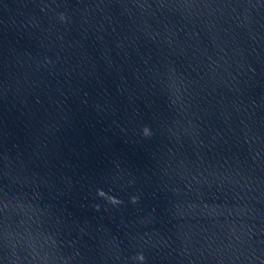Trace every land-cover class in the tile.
<instances>
[{"label": "water", "instance_id": "water-1", "mask_svg": "<svg viewBox=\"0 0 264 264\" xmlns=\"http://www.w3.org/2000/svg\"><path fill=\"white\" fill-rule=\"evenodd\" d=\"M0 264H264V0H0Z\"/></svg>", "mask_w": 264, "mask_h": 264}, {"label": "clouds", "instance_id": "clouds-1", "mask_svg": "<svg viewBox=\"0 0 264 264\" xmlns=\"http://www.w3.org/2000/svg\"><path fill=\"white\" fill-rule=\"evenodd\" d=\"M61 19H63V17H61ZM144 130L147 131L148 129L145 128ZM132 202L135 203V198L132 199ZM111 203L115 204V203H117V201L115 199H111ZM136 259L140 260V261H143L144 257H143L142 254H138Z\"/></svg>", "mask_w": 264, "mask_h": 264}]
</instances>
